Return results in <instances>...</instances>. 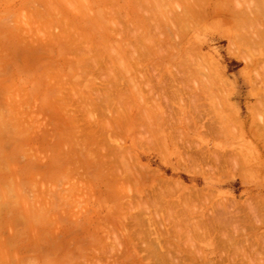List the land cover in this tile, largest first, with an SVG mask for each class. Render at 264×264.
Masks as SVG:
<instances>
[{
    "label": "rangeland",
    "instance_id": "obj_1",
    "mask_svg": "<svg viewBox=\"0 0 264 264\" xmlns=\"http://www.w3.org/2000/svg\"><path fill=\"white\" fill-rule=\"evenodd\" d=\"M263 236L264 0H0V264H264Z\"/></svg>",
    "mask_w": 264,
    "mask_h": 264
},
{
    "label": "bare ground",
    "instance_id": "obj_2",
    "mask_svg": "<svg viewBox=\"0 0 264 264\" xmlns=\"http://www.w3.org/2000/svg\"><path fill=\"white\" fill-rule=\"evenodd\" d=\"M135 1H136V0H135ZM187 1H188V0H187ZM202 1H203V0H202ZM229 1H230V0H229ZM198 2H199V1H197V3H198ZM136 3H137V2H136ZM136 3H135V4H136ZM197 3H195V4L198 5ZM187 5H189V4H187ZM193 5H194V4H192V6H193ZM192 6H190V7H192ZM198 6H199V5H198ZM198 6H196V7H198ZM236 6H237V5H236ZM239 6H240V4H239ZM216 7H217V6H216ZM248 8H250V7H248ZM139 9H140V8H138V10H139ZM188 9H190L189 6H188ZM194 9H195V8H194ZM238 9H239V7H238ZM250 9H251V8H250ZM239 10L241 11V9H239ZM190 11L192 12L193 9H190ZM216 11H217V10H216ZM107 12H108V11H107ZM110 12H111V11H110ZM204 12H205V11H204ZM136 13H138V12H136ZM139 13H140V12H139ZM235 13H236V12H235ZM244 13H245V12H244ZM244 13H243V14H244ZM186 14H187V13H186ZM198 14H199V13H198ZM111 15H112V14H111ZM143 15H144V14H143ZM149 15H150V14H149ZM191 15H193V14H191ZM235 15H236V14H235ZM146 16H147V15H146ZM150 16H152V15H150ZM178 16H179V15H178ZM194 16H195V15H194ZM197 16H198V15H197ZM200 17H201V16H200ZM147 18H148V17H147ZM195 18H197V17H195ZM206 18H207V17H206ZM118 19H119V17H118ZM150 19H151V18H150ZM176 19H177V18H176ZM141 20H142V19H141ZM146 20H147V19H146ZM154 20H155V19H154ZM196 20H197V19H196ZM198 20H199V19H198ZM198 20H197V21H198ZM202 20H204V19H202ZM117 21H118V20H117ZM147 21H148V20H147ZM199 21H200V20H199ZM118 22H120V21H118ZM121 22H122V21H121ZM132 22H133V20H132ZM56 23H57V22H56ZM124 23H125V22H124ZM244 23L246 24V22H243V24H244ZM250 23H252V22H250ZM119 24H120V23H119ZM234 24H235V23H234ZM124 25H125V24H124ZM131 25H132V24H131ZM154 25H155V24H154ZM64 26H65V25H64ZM237 26H238V25H237ZM113 27H114V25H113ZM172 27H173V26H172ZM121 28H122V27H121ZM140 28H141V27H140ZM149 28H150V26H149ZM237 28L239 29V26H238ZM245 28H246V27H245ZM249 28H250V27H249ZM115 29H116V28H115ZM120 30H121V29H120ZM123 30H124V29H123ZM140 30H141V29H140ZM236 30H237V29H236ZM236 30H235V31H236ZM114 31H115V30H114ZM137 32H138V31H137ZM237 32H238V30H237ZM60 33H61V32H60ZM114 33H115V32H114ZM126 33H129V32H126ZM126 33H125V34H126ZM139 33H140V32H139ZM120 34H121V33H120ZM130 34H131V33H130ZM140 34H141V33H140ZM240 34L242 35L241 32H240ZM261 34H262V33H261ZM123 36H125V35H123ZM62 37H63V36H62ZM65 37H66V36H65ZM65 37H64V38H65ZM142 37H143V35H142ZM138 38H139V37H138ZM240 38H241V37H240ZM240 38H239V41H240V40L242 41V39H240ZM141 39H142V38H141ZM141 39H140V41H141ZM66 40H67V39H66ZM72 40H73V39H72ZM63 41H64V40H63ZM142 42H143V40H142ZM233 42H234V40H233ZM235 42H237V41H235ZM235 42H234V43H235ZM243 42H244V41H243ZM238 43H239V42H237L236 44L238 45ZM244 43H245V42H244ZM72 44H73V43H72ZM140 45H142V44H140ZM240 45H241V43H240ZM246 45H247V44H246ZM249 45H250V44H249ZM249 45H247V46H249ZM127 46H128V45H127ZM241 46H242V45H241ZM260 46H261V45H260ZM243 48H244V47H243ZM128 49H129V48H128ZM128 49H127V50H128ZM161 49H162V48H161ZM171 49H172V48H171ZM171 49H170V50H171ZM79 50H80V49H79ZM133 50H134V49H133ZM128 51H129V50H128ZM138 51H139V50H138ZM132 52H133V51H132ZM135 53H136V52L133 53L134 56H135ZM140 53H141V52H140ZM145 53H146V52H145ZM244 53H246V52H244ZM244 53H243V54H244ZM137 55H138V54H137ZM134 56L132 57V58H133V59H132V58H130V57H131V54H130V57H128V58L131 59L132 61H134ZM135 57H136V56H135ZM144 57H146V56H144ZM241 57H242V59L244 60V58H246L247 56H241ZM243 57H244V58H243ZM249 57H250V56H249ZM136 58H137V57H136ZM136 58H135V63H136V61H137ZM141 58H142V57H141ZM248 59L252 62V60H251L250 58H248ZM248 59H247V60H248ZM249 60H248V62H249ZM132 61H130V62H132ZM245 61H246V59H245ZM138 63H139V62H138ZM140 63H141V62H140ZM125 64H126V63H125ZM125 64H123V65H125ZM252 64H253V63H252ZM121 65H122V62H121ZM132 65H134V63H132ZM132 65H131V66H132ZM144 66H145V65H144ZM249 66H250V63H249ZM90 67H91V66H90ZM122 67H123V66H122ZM91 68H93V67H91ZM97 68H99V67L97 66ZM123 69H124V67H123ZM123 71H124V70H123ZM126 71H127V68H126ZM128 71H129V70H128ZM130 71H131V70H130ZM130 71H129V72H130ZM120 72H121V71H120ZM130 73H131V72H130ZM127 74H128V72H127ZM127 74H126V75H127ZM132 74H134V73H132ZM144 75H145V74H144ZM127 77H129V76H127ZM137 77H138V76H137ZM113 78H114V77H113ZM131 78H132V77H131ZM131 78H129V79H131ZM135 78H136V77H135ZM135 78H132V79L134 80ZM116 79H117V78H116ZM116 79L114 78L115 81H116ZM129 79H127V81H129ZM125 80H126V79H125ZM115 81L113 82V84L116 83ZM131 81H132V80H131ZM255 82H256V81H255ZM255 82H254V83H255ZM156 83H157V85H155V86H154L153 84H151V81H150V79H149V77H148V74H147V77L144 76V79H143V81H142V85L144 84V86L150 91V92H149L150 94H152V93L155 94V93L157 92L156 90H157L159 87H162V86H163V84H161L160 82H156ZM116 85H117V84H116ZM135 85H136V84H135ZM166 85H167V84H166ZM114 86H115V84H114ZM136 87H137V86H135V88H136ZM139 87H141L140 84H139ZM139 87L136 88L138 91H136V89H135V91H136L135 93H137V94H138L139 91H142V89H139ZM255 87H257L256 89H258V85L255 84ZM255 87H254V88H255ZM114 88H116V87H114ZM114 88H113V89H114ZM149 88H150V89H149ZM111 89H112V88H111ZM161 89L163 90L164 88H161ZM161 89H160L159 91H161ZM132 90H133V89H132ZM143 90H144V89H143ZM148 90H146V92H148ZM116 91H117V90H116ZM116 91H114V92H116ZM181 91H182V90H181ZM256 91H257V90H256ZM107 92H108V91H107ZM109 92H110V91H109ZM114 92H113V93H114ZM119 92H120V91H119ZM121 92H122V91H121ZM123 93H124V92H123ZM116 94H117L116 96H118V93H117V92H116ZM153 94H152V95H153ZM113 95H114V97H113V98L110 97V98H112V99L115 100V98H116V97H115V94H113ZM119 95H120V94H119ZM138 95H140V94H138ZM109 96H110V95H109ZM121 96H122V95H121ZM121 96H120V97H121ZM124 96H125V95H124ZM85 97H86V96H85ZM106 97H107V96H106ZM120 97H119V99H120ZM80 98H82V97H80ZM110 98L107 97V99L109 100V103H111L110 100H112V99H110ZM123 98H126V97H122V99H123ZM71 99H72V98H71ZM117 99H118V98H117ZM72 100H73V99H72ZM96 100H97V99H96ZM108 100H105V101L107 102ZM65 101H66V100H65ZM79 101H80V100H79ZM115 101H116V100H115ZM122 101H123V100H122ZM125 101H126V100H125ZM68 102H69V100H68ZM87 102H88V101H87ZM120 102H121V99H120ZM78 103H79V102H78ZM103 103H104V102H103ZM107 103H108V102H107ZM107 103H106V105H108ZM112 103H113V102H112ZM126 103H128V102H126ZM126 103H125V104H126ZM116 104H117V103H116ZM85 105H86V104H85ZM77 106H78V105H77ZM82 106H83V105H82ZM101 106H102V105H101ZM113 106H114V105H113ZM120 106H121V105H120ZM124 106H126V105H124ZM94 107H95V106H94ZM114 107H115V106H114ZM116 107H117V105H116ZM117 109H118V108H117ZM100 110H101V109H100ZM114 110H115V109H114ZM93 111H94V110H93ZM116 111H117V110H115V112H116ZM124 111H125V110H124ZM83 112H84V110H83ZM199 112H200V111H199ZM199 112H198V113H199ZM204 112H205V111H204ZM89 113H90V112H89ZM117 113H118V112H117ZM206 113H207V112H206ZM206 113H203V114H206ZM86 114H87V113H86ZM124 114H125V112H124ZM203 114H202V115H203ZM89 115H91V114H89ZM126 115H127V114H126ZM199 115H201V114L199 113L198 116H199ZM202 115H201V116H202ZM92 116L94 117V115H92ZM100 116H101V115H100ZM102 116H103V115H102ZM104 116H105V115H104ZM113 116H114V115H113ZM122 116H123V115H122ZM166 116H167V115H166ZM166 116H165V117H166ZM198 116H197V117H198ZM72 117H73V115H72ZM203 117H204V116H203ZM67 118H68V117H67ZM98 118H99V117H98ZM107 118H108V117H107ZM114 118H115V116H114ZM114 118H113V119H114ZM123 118H124V117H123ZM129 118H130V117H129ZM200 118H201V117H200ZM94 119H95V118H94ZM116 119H119V117H116L115 120H116ZM121 119H122V118H121ZM135 119H136V118H135ZM163 119H165V118H163ZM168 119H169V118H168ZM171 119H172V118H171ZM197 119H198V118H197ZM115 120H114V121H115ZM165 120H167V118H166ZM165 120H164V121H165ZM200 120H202V119H200ZM71 121H72V120H71ZM104 121H105V120H104ZM104 121H103V122H104ZM107 121H108V120H107ZM107 121H106V122H107ZM123 121H125V119H124ZM135 121H136V120H135ZM137 121H138V120H137ZM137 121H136V122H137ZM164 121H163V122H164ZM169 121H170V120H169ZM208 121H210V124H211V120H208ZM74 122H75V121H74ZM99 122H100V121H99ZM109 122H110V121H109ZM166 122H167V121H166ZM77 123H78V122H77ZM96 123H97V122H96ZM96 123H95V124H96ZM167 123H168V122H167ZM167 123H166V124H167ZM217 123H219V122L216 121V124H217ZM220 123H221V125H222L223 122L220 121ZM72 124H74V123H72ZM72 124H71V126H72ZM123 124L125 125L124 122H123ZM153 124H154V123H153ZM164 124H165V123H164ZM196 124H197V123H196ZM200 124H202V125H203V128H204V125H205V124H204V123H200ZM223 124H224V123H223ZM115 125H116V124H115ZM188 125H189V124H188ZM202 125H201V126H202ZM213 125H214V124H213ZM118 126H119V125H118ZM171 126H172V125H171ZM189 126L191 127V125H189ZM205 126H208V124L205 125ZM72 127H73V126H72ZM100 127H101V126H100ZM137 127H139V126H137ZM197 127H198V125H197ZM221 127H222V126H221ZM117 128H119V127H117ZM147 128H148V127H147ZM205 128H206V127H205ZM205 128H204V129H205ZM187 129H188V127H187ZM222 129H223V128H222ZM137 130H138V129H137ZM190 130H191V129H190ZM220 130H221V129H220ZM220 130H219V131H220ZM102 131H103V130H102ZM107 131H108V129H107ZM181 131H182V130H181ZM112 132H113V130H112ZM136 132H137V131H136ZM190 132H191V131H190ZM216 133H217V132H216ZM219 133H220V132H219ZM255 133H258V131H256ZM113 134H114V133H113ZM217 134H218V133H217ZM170 135H171V134H170ZM206 135H207V133H206ZM213 135H214V134H213ZM215 135H216V134H215ZM218 135H219V134H218ZM188 136H189V135H188ZM258 136H259V135H258ZM110 137H111V136H110ZM178 137H179V136H178ZM68 138H69V137H68ZM174 138H175V137H174ZM180 138H181V137H180ZM71 139H72V138H71ZM83 140H84V139H83ZM104 140H105V139H104ZM170 140H171V138H170ZM172 140H173V139H172ZM173 142H174V141H173ZM173 142H172V143H173ZM109 144H110V143H109ZM191 144H192V143H191ZM135 145L137 146V144H135ZM196 146H197V145H196ZM193 147H194V146H193ZM182 148H183V147H182ZM183 149H184V148H183ZM198 149H199V148H198ZM189 150H190V149H189ZM189 150H188V151H189ZM192 150H193V149H192ZM195 150H196V149H195ZM206 151H207V150H206ZM192 152H193V151H192ZM196 152H197V151H196ZM196 152H195V153H196ZM200 152H201V151H200ZM127 153H128V152H127ZM189 153H190V152H189ZM192 154H193V153H192ZM197 154H198V153H197ZM207 154H208V153H207ZM212 154H213V153H212ZM214 154H215V153H214ZM193 155H194V154H193ZM203 155H204V154H203ZM205 155H206V154H205ZM216 155H217V154H216ZM192 157H193V156H192ZM195 157H196V155H195ZM201 157H202V156H201ZM212 157H213V156H212ZM214 157H215V156H214ZM190 158H191V156H190ZM198 158H199V157L197 156V159H198ZM217 158H218V156H217ZM186 159H187V158H186ZM201 159H202V158H201ZM204 159H205V157H204ZM204 159H203V160H204ZM210 159H211V158H210ZM210 159H209V160H210ZM215 159H216V158H215ZM207 160H208V159H207ZM217 160H218V159H217ZM217 160H215V161H217ZM191 161H192V160H191ZM195 161H196V160H195ZM205 161H206V159H205ZM215 161H214V162H215ZM219 161H220V160H219ZM187 162H188V161H187ZM193 162H194V161H193ZM199 162H200V161H199ZM201 162H202V161H201ZM191 163H192V162H191ZM208 163H209V162H208ZM195 164L197 165L198 163H195ZM199 164H200V163H199ZM215 164H216V163H215ZM198 166H199V165H198ZM195 169H196V166H195ZM195 169H194V170H195ZM198 169H199V168H198ZM246 172H247V171H246ZM245 174H246V173H245ZM168 184H169V183H168ZM177 185H178V184H177ZM177 185H176V186H177ZM178 186H179V185H178ZM170 187H171V186H170ZM173 189H174V188H173ZM163 191H164V190H163ZM162 197H163V196H162ZM187 197H188V196H187ZM200 198H201V197H200ZM184 200H185V199H184ZM155 201H156V200H155ZM155 201H154V202H155ZM206 201H207V200H206ZM186 202H187V200H186ZM232 202H233V201H232ZM188 203H189V202H188ZM194 203H195V202H194ZM144 204H145V203H144ZM154 204H156V203H154ZM177 204H178V203H177ZM146 205H147V204H146ZM156 206H158V205H156ZM177 206H178V205H177ZM230 207H231V206H230ZM232 207H233V206H232ZM246 208H247V207H246ZM249 208H251V207H249ZM227 210H228V209H227ZM254 210H255V209H254ZM251 211H252V210H251ZM245 213H246V212H245ZM216 215H217V214H216ZM220 217H221V216H220ZM232 218H233V217H232ZM234 218H235V217H234ZM234 218H233V219H234ZM214 219H215V218H214ZM226 219H227V218H226ZM228 219H229V218H228ZM243 219H244V218H243ZM242 221H243V220H242ZM242 221H240V222H242ZM232 223H233V222H232ZM218 224H219V223H218ZM202 225H204V224H202ZM186 226H187V225H186ZM206 226H207V225H206ZM214 226H215V225H214ZM173 227H174V226H173ZM196 227H197V226H196ZM203 227H204V226H203ZM212 227H213V226H212ZM206 230H207V229H206ZM237 230H238V229H237ZM253 230H254V229H253ZM215 231H216V230H215ZM240 231H241V230H240ZM241 232H242V231H241ZM254 232H255V231H254ZM214 233H215V232H214ZM173 234H174V233H173ZM207 235H208V234H207ZM175 236L177 237V235H175ZM188 236H189V235H188ZM261 237H262V236H261ZM263 237H264V236H263ZM244 239H245V238H244ZM258 239H259V238H258ZM258 239H257V240H258ZM260 239H262V238H260ZM260 239H259V240H260ZM254 241H255V240H254ZM263 242H264V241H263ZM243 243H244V242H243ZM261 243H262V242H261ZM249 244H250V243H249ZM251 246H252V245H251ZM253 248H254V247H253ZM253 248H252V249H253ZM261 248H262V247H261ZM166 249H167V248H166ZM254 249H255V248H254ZM256 249H257V247H256ZM256 249H255V250H256ZM246 250H247V249H246ZM250 251H251V250H250ZM242 252H243V251H242ZM248 252H249V251H248ZM263 252H264V251H263ZM167 253H168V252H167ZM253 253H255V252H253ZM257 253H258V252H257ZM259 253H261V252H259ZM245 256H246V255H245ZM255 256H256V255H255ZM243 259H244V258H243ZM243 259H242V260H243ZM245 259H247V258H245ZM260 259H261V258H260ZM232 260H233V258H232ZM252 261H253V259H252ZM261 261H262V260H261ZM230 262H231V261H230ZM232 262H233V261H232ZM234 263H235V262H234ZM261 263H262V262H261ZM239 264H240V263H239ZM242 264H243V263H242ZM259 264H260V263H259Z\"/></svg>",
    "mask_w": 264,
    "mask_h": 264
}]
</instances>
